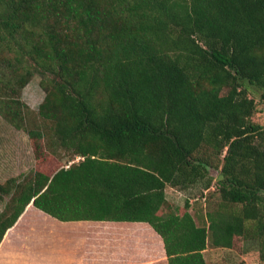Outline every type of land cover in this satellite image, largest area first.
<instances>
[{"label":"trees","instance_id":"obj_1","mask_svg":"<svg viewBox=\"0 0 264 264\" xmlns=\"http://www.w3.org/2000/svg\"><path fill=\"white\" fill-rule=\"evenodd\" d=\"M36 73L49 142L20 99ZM249 85L264 103V0H0V114L81 158L0 183V243L32 202L61 221L148 222L169 264H207L209 242L239 237L264 256V123ZM199 184L220 199L208 226L166 195Z\"/></svg>","mask_w":264,"mask_h":264},{"label":"crops","instance_id":"obj_2","mask_svg":"<svg viewBox=\"0 0 264 264\" xmlns=\"http://www.w3.org/2000/svg\"><path fill=\"white\" fill-rule=\"evenodd\" d=\"M182 192L185 190L166 188L168 199L174 202L179 201ZM0 264H169V261L162 236L148 222L61 221L30 202L0 243Z\"/></svg>","mask_w":264,"mask_h":264},{"label":"rangeland","instance_id":"obj_3","mask_svg":"<svg viewBox=\"0 0 264 264\" xmlns=\"http://www.w3.org/2000/svg\"><path fill=\"white\" fill-rule=\"evenodd\" d=\"M41 80L40 74H34L22 90L20 99L24 108L27 106L29 109L26 116L27 125L31 128H48L46 141L49 142L48 136L52 133L51 127L49 128V124L43 123L38 113L46 95ZM249 90L250 95L259 103V111L254 116V120L264 123V103L261 102L262 91L253 85H249ZM48 149L50 150L49 147ZM54 149L56 150V146ZM51 151L54 150L51 149ZM72 158L63 149H58L55 155L52 154L47 150L43 140L32 138L27 130L17 129L0 114V183L17 177L21 181L26 180L39 170L52 174L59 166L67 167L73 161L81 159L79 156L75 160H71ZM218 172L216 167L209 168V173L213 177H216ZM170 195L172 196L171 192ZM10 198V195L0 197V213L5 209ZM187 201L197 222L208 226V212L218 206L220 199L215 191V185L210 189H204L202 184H199L197 187L185 189V193L182 192L179 195V201L176 203L184 205ZM204 255L207 264H264L261 246L241 237L234 240V245L231 248L216 247L209 242Z\"/></svg>","mask_w":264,"mask_h":264},{"label":"built area","instance_id":"obj_4","mask_svg":"<svg viewBox=\"0 0 264 264\" xmlns=\"http://www.w3.org/2000/svg\"><path fill=\"white\" fill-rule=\"evenodd\" d=\"M80 158V157H79Z\"/></svg>","mask_w":264,"mask_h":264}]
</instances>
